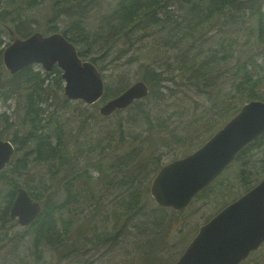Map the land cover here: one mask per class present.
Listing matches in <instances>:
<instances>
[{"label":"trees","instance_id":"trees-1","mask_svg":"<svg viewBox=\"0 0 264 264\" xmlns=\"http://www.w3.org/2000/svg\"><path fill=\"white\" fill-rule=\"evenodd\" d=\"M41 1L24 0L29 8ZM84 1L55 0L46 34L62 32L77 46L83 59L90 60L97 66L100 57L93 54L94 46L99 45L108 49L118 39L126 38L131 47L136 34L133 30L139 26L148 30L153 28L156 45L176 52L203 28H210L216 24L220 33L230 32L231 26L238 30V25L249 24L251 33H255L257 41L264 43V0H119L113 12L107 17L100 18L99 25L91 29L88 27V18L91 4L95 0L83 3ZM176 4L185 7L186 11L174 12L172 8ZM10 16L8 7L0 5V100L6 104L11 97L22 93V121L26 126L21 133L20 129L18 131L16 128L11 138L4 136L3 132L0 134V138L10 140L15 145L13 155L15 157L7 168L0 171L3 182V187L0 188V205L1 202L5 204L0 220L6 223L15 220L10 210L19 187H25L32 198L42 205L37 218L24 226L25 233L14 242L16 256L20 241L23 242L27 236H31L35 262L31 259L24 260L17 255L16 264H39L45 258L46 247L56 248L64 244L67 257L90 249L91 245L102 246L108 242L117 245L124 236L132 233L133 227L138 229L144 243L151 242V237L163 225L166 215L169 217L170 214L177 213L175 210L170 211L169 207L157 204L156 207L148 206L146 200L153 177L165 165L159 163L162 152H157L156 147L165 145L171 148L170 152L173 150L175 152V146H180L185 153L184 157L201 147L223 123L240 111L244 104L234 100L237 96L248 101L254 99L264 101V97L258 92L259 86L264 82V76H261L254 67H249L247 61L237 65L235 69V78L232 81L234 93L222 96L226 81L221 78L218 65L234 56L237 37L231 39L229 35H225L216 46H210L205 53L202 50L190 51L195 46L197 40L195 38L183 55L174 61L176 66L168 61L164 65L167 69L178 68L186 71V81L194 85L198 92L208 95L210 106L199 112L195 119L182 125H173L175 111L169 115L158 114L152 108L151 101L164 96L166 98L169 94L173 95L178 89L185 92L181 87L185 81H176L169 75L163 76L162 70L156 67L150 70V66L146 65L145 68L150 71L144 76V80L150 87L149 94L129 107L118 109L113 114L103 117L108 118L121 111H128V115L114 119L109 125L111 127L104 132L109 141L104 145L105 150H102L100 156L90 158L88 163L80 165L79 156L83 155L84 146L82 142H77L75 149L71 148L69 140L71 133L68 130V122L62 119V111L72 109L82 101L74 102L64 95L62 70L55 65L51 72H42L32 64L14 74L8 72L6 78L1 77L4 69L2 53L9 45L3 39V35L9 33L27 37L36 31L30 29L23 32L30 26L29 22L23 20L19 13L12 16L11 20ZM64 16L71 21L66 28L60 30L55 22ZM226 25H229V28H226ZM10 30H13L14 34H11ZM250 59L255 68L260 66L264 70L255 59L252 57ZM98 68L102 71L100 65ZM48 80L49 83L46 82ZM169 81H175L179 88L168 84ZM124 82L125 79L121 77L117 87L105 83V93L98 103L92 104V109L87 111L83 108H73L85 117L78 132H82L88 126L87 121L93 114H96V119L102 118L101 113L97 111L99 105L125 91L129 86ZM156 85H159L162 91L157 90ZM49 106L53 108L49 110ZM8 125L9 128L13 126ZM208 134L211 136L205 141ZM263 146L264 133L247 145L235 159L243 161L245 165L238 174L248 190L253 187L256 180L253 179L255 173L246 168L249 161L246 157L253 149H260ZM22 150L24 152L18 155ZM118 151L120 154H117ZM33 162L49 165L47 173L53 178L58 176L57 187L54 190L45 180V175L39 178L38 184L28 182L23 185L17 181L15 175L27 172ZM95 171L97 175L94 174ZM219 178L196 197L200 198L205 191L212 189V185ZM6 186L9 188L2 189ZM111 201L113 203L108 214L102 223L95 222L92 225V232L83 237L84 242L82 244L71 242L70 235L76 229L79 219L77 215L91 212L90 209L93 207L97 211L100 208L105 209ZM143 212L148 214L142 215ZM110 221L113 225L107 230ZM6 237H9V233H6ZM158 247L157 243L146 254L155 256V259L145 257L144 261L147 264H165V255H161ZM246 261L248 260L241 263Z\"/></svg>","mask_w":264,"mask_h":264},{"label":"rangeland","instance_id":"rangeland-1","mask_svg":"<svg viewBox=\"0 0 264 264\" xmlns=\"http://www.w3.org/2000/svg\"><path fill=\"white\" fill-rule=\"evenodd\" d=\"M54 1L55 0H42L39 4L31 8L26 6L24 0H15L14 2L11 0H0V5L8 7L10 10V20L12 16L19 13L23 20L29 22L30 26H28L27 30L24 29L23 32L32 29L46 34V29L49 24L48 20L52 15ZM87 1L88 0H85L83 3H86ZM118 1L119 0H95L91 4V10L89 13V29L98 26L101 21L100 18L110 15L117 6ZM19 6H21V8ZM172 9L176 13H184L186 11L185 7L178 4L174 5ZM70 21L71 19L64 16L61 20H58L55 23L58 24L60 30H63ZM217 26L218 25L216 24L210 28H203L200 32L189 38L188 41L181 46V49H179L178 52L173 49H166L163 46L156 45L153 34L154 29L152 28L148 30V28L139 26L133 30V33H136L133 46H129L125 40L126 38H121L111 44L108 49H106V47L101 48L99 45L94 46L92 48L94 52L93 54L100 57L98 64L102 68L101 72L105 83L110 86H119L121 77L125 79L124 83L128 84V86L138 80H144V76L148 75L153 67L162 70L164 73L163 76L169 75L174 77L176 81H185L181 85L185 92L178 89L173 95L169 94L166 98L164 96L151 101L152 108L158 114L169 115L171 112L175 111L172 124L182 125L186 121L195 119L199 112L204 111L210 106L211 101L207 94L198 92L194 85L186 81V71L178 68L167 69L164 63L168 61L174 63L173 65L176 66L174 61L177 57L183 55L184 51L190 47L195 38H197L195 46L191 48L190 51L196 52L202 50L205 53L210 46H216L218 41L225 35H229L231 39L237 37V41L234 44V56L228 60L222 61L218 65L221 78L226 81V84L223 86L222 96H225L227 93H234L232 81L235 78V69L237 65L245 61L248 62L249 67H254L255 70L260 72L261 76H264L263 68L260 66L255 68L250 59L252 57L264 67V43L257 41L255 33H251L250 25H238V30L231 26L229 29L230 32L228 33L225 31L220 33ZM226 28H229V25H226ZM14 37V35H10L9 33L3 35V39L8 44L14 40ZM106 43L107 42H105V44ZM5 44L3 45L4 47L6 46ZM99 44L101 45V42H99ZM124 52H126V54H123ZM104 53L106 55H103ZM34 65L36 69H40L42 72H51L46 71L41 64ZM146 65L150 66V70L145 68ZM8 72L9 71L4 66L1 77H8ZM46 82L49 83V80ZM167 83L175 88H179L175 81H169ZM155 88L162 91V88H159V85H156ZM258 92L264 97V82L259 86ZM51 98L52 97L49 98V101ZM22 99L23 95L22 93H19L11 97L6 104L0 100V134L3 132V135L7 138H11L17 130L16 128H18V131L20 129L19 132L21 133L26 126L22 121ZM234 100L238 103L241 101L242 104L248 102L245 98L240 99V96H237ZM72 101L77 102L79 100ZM101 104L97 109L98 113H100L99 108ZM91 107L92 105L86 104L82 101L81 104H77L73 108H83L88 111L89 109H92ZM52 108L53 106H49V110ZM73 108L62 111V119L68 122V130L71 133L69 138L71 148L75 149L77 142H82L84 153L79 156V164L85 165L90 158L100 156L102 150H105L104 145L109 140L104 132L108 127H111L109 126L111 122L119 116L125 114L128 115V111H121L120 113H116L118 115L114 114L108 118H103L105 116L101 115V119H96V114H93L92 118L87 121L88 126L84 128L82 132H78V128L85 117L81 115L80 111H76ZM8 124H12L13 126L9 128ZM210 136L211 135L208 134L205 141ZM127 147L129 148L128 145ZM152 148H154V146H152ZM156 148L157 152H162L159 163L167 164L185 155L183 148L180 146H175V152L174 150L170 152L171 148L169 149L165 145H160ZM22 152H24V150L20 151L18 155ZM119 152L120 151H118L117 154H120ZM106 155L110 157L109 154ZM246 159H249V161L245 160L247 161L246 168L255 173L253 176V179L256 180L253 183L254 186L264 178V146L260 149H253ZM7 167L8 166H6V168ZM48 167L49 165L45 163L33 162L27 172H22L20 175L16 174L15 177L17 178V181L25 185V183L28 182L38 184L37 181H39V178L42 175H45V180L50 185L51 189L54 190L57 187L58 176L53 178L48 174L46 171ZM243 167H245L243 161H235L233 164L231 163L220 176L218 181L212 185V189L205 191L200 198L196 197L185 209L177 211L176 214H170L169 217L166 215L163 225L157 229L158 232L151 237V242L144 243L138 234V229L133 227L131 229L132 233L124 236L117 245H113L111 242L102 246L91 245L90 249H85L83 252L72 254L67 257L65 256L66 252H64V244L57 246L56 248L46 247V250L44 251L45 258L39 262V264H147L144 261L145 257L146 259H155V256H146V254L150 252L157 243L161 255H165V264H175L185 251L186 246H188L192 239L197 235L200 226L218 213L226 204L231 203V201H234V199H237L248 190L238 174ZM94 174L97 175V171H95ZM2 183L3 182L0 178V188L3 187ZM6 188L9 187L6 186L2 189ZM146 200L148 206H157L150 191L146 196ZM112 203L113 202L111 201L105 209L100 208L99 211L95 210V207H93V209H90L91 212L78 214V223L76 224V229L70 235V241L82 244L84 242V235L92 232V225L95 222L102 223L103 218L111 209ZM4 206V202H1L0 216L3 215L5 209ZM168 209H170V211L174 210L170 207ZM145 214H148V212L142 213V215ZM14 219V221L7 223L4 220H0V264H16L15 260L17 255L24 258V260L31 259L35 262L36 256L31 248V236H27L23 242L20 241L15 256L16 249L14 247V242L25 232L24 226L20 225L16 218ZM112 225L113 222L110 221L107 230H110ZM6 233H9L8 238L6 237ZM11 237L13 239H11ZM3 238H5L4 241ZM247 260L248 261L241 264H264V244L253 252Z\"/></svg>","mask_w":264,"mask_h":264},{"label":"water","instance_id":"water-1","mask_svg":"<svg viewBox=\"0 0 264 264\" xmlns=\"http://www.w3.org/2000/svg\"><path fill=\"white\" fill-rule=\"evenodd\" d=\"M3 63L12 74L32 64H41L46 71L57 65L62 70L64 93L70 100L95 104L105 93V80L98 66L83 59L77 46L61 32L35 31L27 37L15 36L3 51ZM149 91L148 83L138 80L100 106V113L108 116L125 109L145 98ZM263 133L264 101L251 100L201 147L163 165L151 181L153 200L175 211L185 209ZM14 153L15 145L0 138V171ZM41 210V203L20 187L10 214L20 225L27 226ZM263 242L264 178L202 224L175 264H240Z\"/></svg>","mask_w":264,"mask_h":264},{"label":"bare ground","instance_id":"bare-ground-1","mask_svg":"<svg viewBox=\"0 0 264 264\" xmlns=\"http://www.w3.org/2000/svg\"><path fill=\"white\" fill-rule=\"evenodd\" d=\"M61 33H62V32H61ZM144 81H145V80H144ZM100 100H101V99H100ZM100 100H99V101H100ZM109 100H110V99H109ZM254 100H256V99H254ZM99 101H98V102H99ZM250 101H251V100H250ZM262 101H263V100H262ZM106 102H107V101H106ZM106 102H105V103H106ZM248 102H249V101H248ZM95 104H96V103H95ZM89 105H92V104H89ZM244 105H245V104H244ZM101 106H102V105H101ZM242 107H243V106H242ZM242 107H241V108H242ZM99 111H100V108H99ZM234 116H235V115H234ZM223 126H224V125H223ZM223 126H222V127H223ZM222 127H221V128H222ZM255 140H256V139H255ZM248 145H249V144H248ZM19 188H20V187H19ZM19 188H18V189H19ZM24 188H25V187H24ZM17 194H18V190H17ZM16 197H17V196H16ZM15 199H16V198H15Z\"/></svg>","mask_w":264,"mask_h":264},{"label":"flooded vegetation","instance_id":"flooded-vegetation-1","mask_svg":"<svg viewBox=\"0 0 264 264\" xmlns=\"http://www.w3.org/2000/svg\"><path fill=\"white\" fill-rule=\"evenodd\" d=\"M16 219H17V218H16ZM17 221H18V219H17ZM262 244H264V242H263ZM261 246H262V245H261ZM261 246H260V247H261ZM260 247H259V248H260ZM259 248H258V249H259ZM255 251H256V250H255ZM255 251H252V252L250 253V255H251L253 252H255ZM250 255H249V256H250ZM249 256H248V257H249ZM245 260H246V259H245Z\"/></svg>","mask_w":264,"mask_h":264}]
</instances>
